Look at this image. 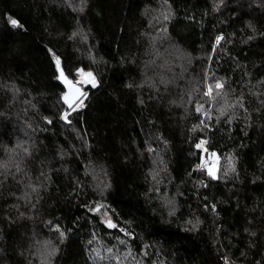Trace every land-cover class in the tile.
<instances>
[{"label": "trees", "instance_id": "trees-1", "mask_svg": "<svg viewBox=\"0 0 264 264\" xmlns=\"http://www.w3.org/2000/svg\"><path fill=\"white\" fill-rule=\"evenodd\" d=\"M0 264H264V0H0Z\"/></svg>", "mask_w": 264, "mask_h": 264}, {"label": "snow or ice", "instance_id": "snow-or-ice-1", "mask_svg": "<svg viewBox=\"0 0 264 264\" xmlns=\"http://www.w3.org/2000/svg\"><path fill=\"white\" fill-rule=\"evenodd\" d=\"M11 24L13 25V26H17V21L15 20V19H12L11 21ZM56 65H57V67L59 68V65H60V61H59V58H56ZM82 75H84V76H86V79H85V83H91L93 86H95V78H94V76H93V74L92 73H81ZM59 78H61L63 81H64V83H66L68 86H69V92L67 93V94H65V96H64V101L68 104V106L71 108L72 106H73V104L75 103V101L79 98V95L81 94L80 93V90L78 89V88H76L73 84H72V82L71 81H69L65 76H64V74H63V72L61 71L60 72V77ZM215 87L217 88V89H219V88H222L223 87V85L222 84H220V83H217L216 85H215ZM209 91H211V89L209 90ZM198 111H199V109H197ZM66 118V117H65ZM204 142H201V144H198L197 145V147L199 148V147H201V145L203 144ZM213 156H215V153H213L212 154ZM232 170L234 171L235 169L234 168H232ZM209 175L210 176H213V178H215V172H214V170L213 169H209ZM99 209H97V211H98ZM109 226L110 227H115V225H113V224H111V222H109Z\"/></svg>", "mask_w": 264, "mask_h": 264}, {"label": "rangeland", "instance_id": "rangeland-1", "mask_svg": "<svg viewBox=\"0 0 264 264\" xmlns=\"http://www.w3.org/2000/svg\"><path fill=\"white\" fill-rule=\"evenodd\" d=\"M81 73H89V72L88 71L87 72L79 71L78 75H76V77H75L74 84L79 86L81 89L83 86H87V85L93 86L91 83H85L84 82L86 79V76L82 75ZM95 84H96V81H95ZM209 90H210L209 87H207V93L209 92ZM201 148L203 150L201 166L206 170V172L208 174H209L210 168L213 169L215 174H216V164H217L216 157L213 155H209L207 153V148H206L205 142L201 145ZM102 220H103L105 225L109 226V222H111V219L108 215L103 214ZM111 224H112V222H111Z\"/></svg>", "mask_w": 264, "mask_h": 264}, {"label": "water", "instance_id": "water-1", "mask_svg": "<svg viewBox=\"0 0 264 264\" xmlns=\"http://www.w3.org/2000/svg\"><path fill=\"white\" fill-rule=\"evenodd\" d=\"M60 70H59V77H60ZM59 81H60V83L63 85V88H64V90H65V93H64V95H63V100H64V96H65V94H67L68 92H69V86L66 84V83H64V81L61 79V78H59ZM76 88H78L79 90H80V95H79V98L75 101V103L73 104V106L72 107H74L77 103H79L81 100H82V98L84 97V92L82 91V89L79 87V86H77V85H75L74 83H72ZM65 102V101H64ZM65 104L68 106V104L65 102ZM69 107V106H68ZM71 107V108H72ZM70 108V107H69Z\"/></svg>", "mask_w": 264, "mask_h": 264}, {"label": "built area", "instance_id": "built-area-1", "mask_svg": "<svg viewBox=\"0 0 264 264\" xmlns=\"http://www.w3.org/2000/svg\"><path fill=\"white\" fill-rule=\"evenodd\" d=\"M205 144H206V142H205Z\"/></svg>", "mask_w": 264, "mask_h": 264}]
</instances>
